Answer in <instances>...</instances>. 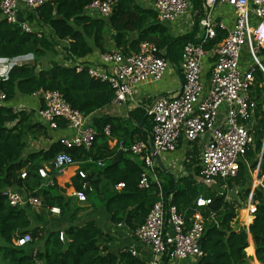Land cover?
Wrapping results in <instances>:
<instances>
[{"label":"trees","instance_id":"1","mask_svg":"<svg viewBox=\"0 0 264 264\" xmlns=\"http://www.w3.org/2000/svg\"><path fill=\"white\" fill-rule=\"evenodd\" d=\"M93 1L50 0L40 8L39 21L36 20L45 28L41 37L23 31L18 24L9 23L2 18L0 11V58L31 54L35 62L33 65L13 66L8 78L0 80V90L6 93L5 105L0 107V264H146L128 251L119 254L109 252L101 245L105 233L93 219L83 225L62 229L65 235L62 240L59 229L45 234L41 227L44 215L33 212L31 206H12L4 195L8 188H23L27 193L39 196L44 207L57 206L61 213H65L67 188L81 190L87 179L80 177L77 171L64 188L57 180L53 185L43 187L46 180L41 178L38 169L43 163L51 162L58 153L66 152L76 162L91 161L93 166H89L91 173L87 178L92 189L88 197L98 199L112 223H124L135 232L144 224L151 207L158 200L154 185L150 189L138 186L143 161L138 156L123 154L121 160L113 164L117 150L109 147L104 133V128L110 125L111 136L127 146L136 140L148 142L152 122L144 106L130 111L129 120L91 118L90 123L98 135L89 150L84 147L66 148L55 140L49 147L25 156L31 139H49L51 128L35 116L34 110L14 112V107L9 105L11 101L42 89L60 91L72 107L86 115H93L111 104L114 90L109 84L90 77L86 71L77 72L75 66L70 65L75 57L84 58L96 51L107 52L110 29L113 30L111 37L115 47L123 53L137 52L143 41L155 43L181 73L183 47L188 41L196 40L204 8L203 0H192L194 30L175 35L167 23L158 20L152 7L138 0H115L108 17H93L85 12V7ZM29 20L33 21L34 17L30 16ZM56 45L66 52V63L50 58L59 53ZM261 55L264 56V49ZM251 96L258 102L257 122L252 128L253 142L239 162L238 175L226 180L227 188L236 189V195L244 200L250 193L247 164L251 163L255 168L264 143V73L261 69L256 73ZM65 128V122L61 121L58 129ZM193 145L197 148L196 142ZM100 160L105 162L103 168L97 166ZM200 169V166L195 167L197 175H200ZM158 170L164 176L162 187L165 197L184 212L188 223L197 210L196 199L200 196L212 199L211 204L200 209L205 217L201 245L204 256L196 264H253L252 257L247 254L252 252V248L249 247L244 219L240 218L241 211L235 200L229 201L216 189L197 183L191 174L176 179L169 171L165 172L160 167ZM23 172L27 173L26 178H21ZM121 183L124 186L117 189ZM223 184L219 183V191H222ZM254 199L257 206L253 220L251 217L247 220H252L250 234L256 258L264 264V191L256 190ZM33 218L38 222L34 227ZM26 233L32 235L33 241L24 247L16 246L13 240ZM28 246L35 247L36 253L29 251ZM167 261L165 257L164 263Z\"/></svg>","mask_w":264,"mask_h":264},{"label":"built area","instance_id":"2","mask_svg":"<svg viewBox=\"0 0 264 264\" xmlns=\"http://www.w3.org/2000/svg\"><path fill=\"white\" fill-rule=\"evenodd\" d=\"M151 1L152 8L162 23L182 21L184 16L193 12L192 0ZM48 2L50 0H1V16L9 23L18 24L23 31L36 33L41 37L44 26L36 20L39 21L40 8ZM203 2L196 40L188 41L183 47L180 65L183 79L179 93L152 97V101L144 106L145 113L152 122L150 145L143 140L129 146L121 143L123 153L138 156L143 161L138 186L150 189L154 185V193L158 198L144 224L135 231L137 239L150 249L151 257L147 264H172L174 261L185 260L196 264L204 256L199 242L204 234L205 217L200 209L212 202L210 197H198L195 201L197 210L188 223L184 212H180L164 195L163 185L158 177L156 154L174 152L180 146L181 139L191 144L198 143L201 183L216 189L228 200L230 193L236 194L237 190L228 189L226 180L238 175L239 162L253 142L252 128L257 122L258 102L252 98L251 91L259 68L264 72V56L261 55L264 49V0ZM114 4L115 0H95L85 7V12L93 17H108ZM218 4L233 7L235 22L231 28L215 14ZM30 16L34 17L33 21L29 20ZM20 17L23 21H20ZM192 23L194 24L193 18ZM223 32L227 34L218 40ZM245 48L253 59L248 67L241 62ZM62 51L67 55L63 49ZM163 54L164 51L155 43L143 41L137 52L126 54L111 49L100 53L94 60L75 57L70 65L75 66L77 72L86 71L90 77L109 84L114 90V105L128 106L139 89L162 80L172 64ZM0 60V76L5 78H8L6 71L13 66L24 65L23 62L13 63L15 58ZM33 95L40 98L42 105L37 113L50 128L58 129L59 123L64 121L66 128L73 131L70 136L59 138L63 146L84 147L87 150L92 147L98 131L90 123L91 115L72 107L60 91L41 89ZM5 102L6 93L0 90V107ZM21 109V106L14 107V112ZM104 133L111 134L109 125L104 128ZM263 155L264 150L255 168L249 164L247 166L264 191ZM75 163L76 160L70 154L60 152L52 160L50 167L42 166L38 173L42 178H48L53 172L55 179ZM97 164L104 166L105 162L100 160ZM78 173L80 177L87 178L84 170H79ZM26 176V172L21 174V178ZM54 179L49 181L50 185L54 184ZM220 182L224 183L222 191L218 190ZM88 184L85 182L81 190L73 191V195L81 202L87 199L85 191L91 190ZM123 186L121 183L117 187ZM4 195L14 207L42 206L41 199L33 194L8 188ZM255 205L257 206V202ZM256 206L253 207L252 215ZM51 212L60 214L61 210L53 207ZM243 219L245 226L246 219ZM251 222L247 226L250 227ZM64 237V232H60V238L64 240ZM32 241V235L26 233L17 237L14 243L18 247H24ZM129 252L137 255L134 245ZM165 257L168 261L164 263Z\"/></svg>","mask_w":264,"mask_h":264},{"label":"crops","instance_id":"3","mask_svg":"<svg viewBox=\"0 0 264 264\" xmlns=\"http://www.w3.org/2000/svg\"><path fill=\"white\" fill-rule=\"evenodd\" d=\"M143 4L153 7L152 6V1L151 0H143ZM215 14L217 15L218 19L224 21V23L231 28L235 22V12L232 6L227 5V4H218L216 5L215 8ZM194 16V12L192 15V12L190 14L184 16L182 21H178L176 23L171 22L167 23L171 29V31L175 35H181L184 33H189L194 30V24L192 23V18ZM188 19H191L188 22ZM194 21V19H193ZM192 23V24H190ZM45 30V28H44ZM113 34V30H109V38L110 42H107L106 44V49L107 51L111 49H117L114 45V41L111 37ZM227 32L220 33L219 39H222ZM119 50V49H117ZM100 52L96 51L93 52L92 54L86 56V59L89 60H94L97 59L99 56ZM30 55L22 56V58H27ZM21 58V57H18ZM33 58V57H32ZM2 60H0L1 62ZM251 61V62H250ZM242 64L245 67H248L249 64L253 62V59L251 55L249 54V51L247 48L244 49L243 55H242ZM34 61H29L26 62L25 64H34ZM24 64V63H22ZM262 64L264 66V57H262ZM261 69V68H259ZM262 70V69H261ZM9 71H6V75L8 77ZM264 73V72H263ZM4 76H0V80H5ZM182 74L173 67L171 66L168 68L166 74L162 78L161 81L157 83H152L149 86L144 87L143 89H139L134 96V99L132 101L128 102V106H117L114 105L113 103L106 105L105 107L99 109L98 111L94 112L91 118H97L101 119L104 117H109V118H115V119H120V120H129V113L130 111H133L137 108H141L142 106H145L149 104L152 101V97L155 96H162V95H167V96H172L175 94H178L180 89H181V83H182ZM148 87V88H147ZM149 92V93H148ZM9 105L13 107H23L26 111H31L34 110L35 116L39 119V115H37V109L42 105V102L40 98L30 95V96H18L15 98L13 101L9 103ZM45 124L43 119H39ZM150 120V119H149ZM151 121V120H150ZM48 125V124H47ZM110 126V125H109ZM73 133V131L65 128V129H49V139H39L37 141L32 140L30 141V144L28 145V149L25 152V156L29 154L30 152H33L35 150H39L42 148L49 147L50 144L55 141L59 140V138L64 137V136H70ZM105 136L108 138V145L111 149H116L117 154L114 156L112 162L114 161L115 157L118 155L119 152L122 153V155L126 154L121 151V143L122 141H119V139L111 136L106 135ZM151 136V135H150ZM139 141V140H136ZM135 141V142H136ZM146 142V141H145ZM149 145L151 143V139L149 138V141L147 142ZM196 151H198L196 153ZM200 152V146L197 143V148L187 142L183 141V143L180 144L177 150L174 152H167L164 154H160V162L157 161L158 167L162 168L165 170V172L169 171L174 178L182 177L185 175H193V178L196 180L197 183H201L200 180V175H197L195 173V167L200 166V160H199V153ZM121 155V156H122ZM130 155V154H128ZM120 158L117 160L120 161ZM127 156V154H126ZM132 156V155H130ZM141 160V159H140ZM142 161V160H141ZM196 161V162H195ZM52 162V161H51ZM51 162H45L43 163V166H46L47 168L51 166ZM195 162V163H194ZM194 163V164H192ZM114 164V163H113ZM91 161H86V162H76L73 166H70L67 168L63 174L57 175L54 179L53 172H51L50 176L48 178H42L43 180H46L45 183L42 185L43 187L49 186L50 183L49 181L51 179H54L55 181L57 180L59 186L61 188H64L71 180V177L73 174H75L79 170H84L87 174L91 173V169L89 166H91ZM144 165V164H143ZM93 166V165H92ZM98 167L103 168L104 166H99ZM181 166V168H180ZM42 167V166H41ZM40 168V167H39ZM143 169V167H142ZM249 173V181H250V193L247 197L246 200L240 198L238 195H235V198H229V201H236L237 205L240 208L241 215L240 218H244L243 212H247L250 214L251 218L253 217V207L255 208V202H257L254 199L256 190L261 189L258 185L257 180L255 179V174L251 172V170H248ZM158 177L159 180L163 183L164 182V176L160 174V171L158 170ZM89 180V178H86ZM54 181V183H55ZM202 184V183H201ZM205 186V185H204ZM207 187V186H206ZM117 189H120L116 186ZM41 189V188H39ZM92 189V188H91ZM15 191H20L24 192L26 194L31 195L30 193H27L23 188H15ZM61 191V190H60ZM74 189L71 187L67 189L65 192V195L68 198V205H67V211L65 213H52L51 208L53 207H44L43 202L42 206L40 207H32L31 210L35 212L36 214H42L44 215V219L42 221L41 227L44 228L45 234L53 231V230H61L64 229L67 226L71 225H83L87 220L93 219L95 220L98 225L103 229L105 236L101 240V245L106 247L109 252L119 254L123 251H128L130 247L133 245L135 246V249L137 250V255H132L135 258L140 259L144 263L147 264L149 258L151 257L150 249L147 245L142 244L137 237L135 236V232H132L129 230L128 226H126L124 223L120 224H114L110 221V216L106 212L105 208L98 202V199H90L87 195L86 201H79L76 196L73 195ZM89 191V190H88ZM91 191V190H90ZM89 191V193H90ZM88 193V194H89ZM231 196L233 193H230ZM229 194V196H230ZM237 194V193H236ZM37 196V195H34ZM250 196V198H249ZM39 197V196H37ZM40 198V197H39ZM41 199V198H40ZM8 200V199H7ZM255 200V202H254ZM42 201V199H41ZM94 201V202H93ZM251 202V203H250ZM11 205V204H10ZM57 207V206H54ZM34 221L32 223V227L36 226L37 219L33 218ZM252 221V220H251ZM17 238V237H16ZM15 238V239H16ZM14 239V240H15ZM65 239V237H64ZM13 240V241H14ZM248 243L249 247L252 248V254H248V256L252 257L253 264H260L256 258L255 255V246H254V241L253 239L249 236L248 237ZM15 244V243H14ZM28 250L36 253V249L33 246H28ZM172 264H194L193 261L191 260H185V261H174Z\"/></svg>","mask_w":264,"mask_h":264},{"label":"rangeland","instance_id":"4","mask_svg":"<svg viewBox=\"0 0 264 264\" xmlns=\"http://www.w3.org/2000/svg\"><path fill=\"white\" fill-rule=\"evenodd\" d=\"M138 2H142L143 3V0H138ZM192 15H193V12H192ZM111 40H110V38H109V35H108V38H107V42H110ZM56 49H57V51L59 52L57 55H55V56H51L50 58H52L53 60H55V59H57V60H60V61H62V63L64 62V63H66V61H65V58H66V55H65V53H63V51H62V48L61 47H59V46H57L56 45ZM24 57V56H23ZM24 60V61H23ZM29 61H34V59L32 58V55L30 54V56L29 57H27V58H18V57H16L15 58V60L13 61V63H26V62H29ZM251 62V61H250ZM38 69H40V67L38 68ZM148 88V87H147ZM149 93V92H148ZM183 139H181V143H183ZM264 141V140H263ZM263 150H264V143H263V147H262V152L260 153V155H259V157H261V155H262V153H263ZM249 165H251V163H248ZM180 168H181V166H180ZM206 187V186H205ZM68 189V188H67ZM236 194H232V197L233 198H235L234 196H235ZM241 215V214H240ZM243 215H244V218L246 219V222H245V226H246V231H247V234H248V237L250 236L251 238H252V236H251V234H250V227H249V225L247 226V224H250V222H249V220H247V218L248 217H250L249 215L250 214H248L247 212L245 213V212H243ZM252 219H253V217H252ZM244 223V222H243ZM249 227V228H248ZM38 241V240H37ZM248 253V252H247ZM249 254V253H248ZM251 254H252V252H251Z\"/></svg>","mask_w":264,"mask_h":264},{"label":"water","instance_id":"5","mask_svg":"<svg viewBox=\"0 0 264 264\" xmlns=\"http://www.w3.org/2000/svg\"><path fill=\"white\" fill-rule=\"evenodd\" d=\"M19 19H20V21H23V18H22V17H20ZM121 155H122V153L119 152L118 155L115 157L113 163H115V162L120 158ZM156 160H157L159 163H161V162H160V161H161V160H160V156H159L158 154H156ZM86 182H89V180L87 179ZM88 186H89V184H88ZM85 192H86V194L88 195V193H89L88 189H87ZM199 243H200V245H202V243H203V238L200 240Z\"/></svg>","mask_w":264,"mask_h":264}]
</instances>
